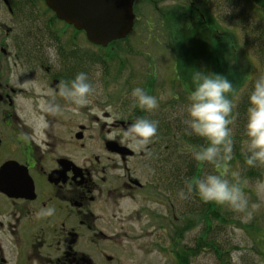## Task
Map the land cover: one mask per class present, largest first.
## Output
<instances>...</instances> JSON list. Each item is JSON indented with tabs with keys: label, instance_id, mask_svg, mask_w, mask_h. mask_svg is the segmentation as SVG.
<instances>
[{
	"label": "flooded vegetation",
	"instance_id": "flooded-vegetation-1",
	"mask_svg": "<svg viewBox=\"0 0 264 264\" xmlns=\"http://www.w3.org/2000/svg\"><path fill=\"white\" fill-rule=\"evenodd\" d=\"M0 2L10 14L28 6H45L43 0ZM249 4L264 11V0H133L131 31L105 47L91 44L77 30L89 47L63 42L61 33H23L16 46L7 30L3 41L9 44L0 49L6 59L0 61V168L7 165L0 175V264H120L121 201L134 200L147 189L150 199L153 194L159 196L167 183L166 173L161 178L156 173L167 171L163 158L153 156L157 143L152 139L144 149L136 150L123 133L137 117L153 120L157 113L162 118L167 114L160 111L164 106L151 112L131 107L130 92L140 87L143 78H137V69L118 54H135L136 46L116 47L113 59L120 61L115 78L110 77L113 69L104 61L108 53L104 50H116L111 44L128 37L138 43L140 33H145L147 41L161 34L163 47L173 59L181 49L178 38L185 39V33H193L196 41H187L192 44L187 47L190 51H201L197 47L200 33L213 48L210 33H217L218 18L245 21L244 7ZM154 42L160 43L157 38ZM12 45L18 52L13 55L16 60L10 61L13 53L8 47ZM93 66L99 73L93 75ZM80 72L87 74L94 90L96 85L114 88V95H102L112 99L108 104L112 113L99 112L92 103L74 112L56 96L64 108L62 114H45L49 127L43 134L34 132L28 126L32 111H39L41 100L50 98L61 81ZM21 131L31 138L21 139ZM167 206L164 217L168 221ZM46 207H54L55 214L38 217Z\"/></svg>",
	"mask_w": 264,
	"mask_h": 264
},
{
	"label": "rangeland",
	"instance_id": "rangeland-1",
	"mask_svg": "<svg viewBox=\"0 0 264 264\" xmlns=\"http://www.w3.org/2000/svg\"><path fill=\"white\" fill-rule=\"evenodd\" d=\"M217 9L219 11V6ZM244 13L246 18L241 22L235 21L236 18L229 20L224 15L218 18L217 33H210L211 39L214 41L213 48L201 47L203 39L208 41L209 38L205 37L204 33H200L201 42L197 47L201 48V51H190L187 47L192 44H187V41H194L191 38L193 33H185V39L178 38L177 45H180L181 49L176 53L175 59L163 47L165 38L161 34H154L160 43L154 42L156 38L153 41H147L145 33H140L136 38L138 43L134 44V41H130L128 37L124 41L111 45H114L115 49L117 46L129 47L130 44L136 46L135 54H129V56L120 52L118 56L123 60L126 57L124 61L130 62L137 69V78H143L140 87L157 97L159 104L157 109L160 110V107L164 106L160 111L167 114V118L185 114V105L183 106L182 101L185 102L188 92L193 87L192 77L196 71L226 75L233 83L235 91L229 94V97L236 108L241 101L247 100L253 80L264 75V33H260V31H264V11L249 4L244 7ZM51 17V13L43 4L37 5L34 9L33 6L24 7L22 11L10 14L6 6L0 2V49L5 47V43L9 44V42L3 41L7 30L8 33H12L13 43L15 41L16 46L23 33H32V35L35 33H61L63 42L67 40V43L73 46L89 47L85 40L76 34L79 32H75L74 28L68 27L60 21H54ZM132 35L135 36V33ZM145 41L148 43L145 44ZM16 46L15 48L14 46L8 47V51L13 53L8 59L10 61L16 60L13 57L14 53L18 52ZM146 46L147 48H145ZM107 51L108 53H106ZM117 51V49L104 50L106 53L104 61L108 62L109 67L113 69L111 78L118 77L114 73L117 67L116 62L120 60L119 58L113 59L117 58L114 55V52ZM100 55L103 56L104 53L100 51ZM5 60V55L0 50V61L4 62ZM144 70L147 73L146 76ZM92 72L94 75L99 73V70L93 66ZM104 93L114 95V88H103L96 85L92 104L99 109V112L112 113L113 110L108 105L112 103V99L107 100V97L102 96ZM90 111L92 110L90 109ZM233 115L235 120L230 127L232 128L234 146L238 145V153L233 151L226 178L233 183H238L244 191L248 197L249 211H252V217L250 220H246L245 213H237L220 205L224 220L218 222L212 219L210 234L207 233L204 240L205 243L211 242L215 246L219 243L221 249L227 252L226 258H223L224 264H264V189L258 187L264 183V165L258 164L252 167L238 158L233 160L236 155L244 158L247 144L244 126L241 128L236 122L235 112ZM242 137L243 141L240 140ZM259 165L260 178L258 176ZM148 195L150 196V191L147 189L146 192L136 195L134 200L121 201V250L118 256L120 264H175L174 248L170 241H179L176 247L182 249L194 246L196 238L201 237L204 233L205 225L200 221L197 225L186 229L181 237L173 239L176 228L184 223L183 212L193 205V201L186 194L184 198L174 195V200L170 196L169 199L165 192L159 196L153 194L151 199ZM252 204H259L260 207L252 210ZM166 206L169 214L168 221L164 217ZM192 219L194 220V218ZM189 264H219V260L215 251L205 247L200 250L197 256L190 259Z\"/></svg>",
	"mask_w": 264,
	"mask_h": 264
},
{
	"label": "clouds",
	"instance_id": "clouds-1",
	"mask_svg": "<svg viewBox=\"0 0 264 264\" xmlns=\"http://www.w3.org/2000/svg\"><path fill=\"white\" fill-rule=\"evenodd\" d=\"M193 87L187 94L185 105L187 129L206 141L205 146L194 150L192 158L199 164H211L216 170L199 178L192 177L186 181L188 194L195 193L204 203H215L226 206L237 213H245L246 220L252 217L249 211L248 197L238 183L227 177L229 162L233 154V137L231 124L235 116V105L229 94L234 93L232 81L223 74L196 71L192 77ZM93 85L84 72L77 73L69 81H61L58 90L50 98L42 99L39 111H32L28 126L43 134L49 127L46 115L57 116L64 108L55 99L62 98L72 111L78 112L92 103ZM132 108H140L151 112L158 108V100L142 87H134L130 92ZM244 134L247 138L245 163L248 166L264 165V75L256 77L252 82L247 98ZM158 122L137 117L123 133L125 140L136 150L144 149L157 133ZM20 138L31 137L21 131ZM259 188L264 189V183ZM179 195L184 198L185 192ZM260 207L252 204L251 209ZM56 212L54 207L41 208L38 217H50Z\"/></svg>",
	"mask_w": 264,
	"mask_h": 264
},
{
	"label": "trees",
	"instance_id": "trees-1",
	"mask_svg": "<svg viewBox=\"0 0 264 264\" xmlns=\"http://www.w3.org/2000/svg\"><path fill=\"white\" fill-rule=\"evenodd\" d=\"M46 9L51 13L52 20L58 21L54 14L47 7ZM203 46H207L209 48L210 44L207 41L206 43H202L201 47ZM181 80L184 82L183 79ZM186 103L187 99L185 100V102L182 101L183 106L186 105ZM247 106V100H243L233 110V114L235 112L237 115L236 122L241 126V128H243L242 126H244L245 123ZM162 116V113H157V116L153 118V120L157 119L158 122L161 123L159 124L158 131L155 137L153 138L155 144L157 143V146H155V148L153 149V156H155L156 158H163L167 165V171L160 173L156 171L155 172L159 174L160 178L161 176H164V173H166L167 183L165 191L163 190V193L165 192L168 198L170 196V198H173L174 200V195H179L180 191L184 190L185 194L191 198V200L193 201L192 204L194 205L189 206V208L185 209V211L183 212L182 218L184 220V223L176 228L177 230L174 233L173 239L181 237L186 229L197 225L198 223H200V221L204 222L205 225V228H203L204 233H202L201 237L196 238L194 246H188L182 248V250L176 247L179 241H170V244L174 248L173 252L175 264H189L190 259L197 256L200 250H203L205 247L215 251V254L218 256L219 264H224L225 260L223 258H226L227 252L221 249L219 243H217V246H215V244H212L211 242L205 243L206 241L204 240V238L207 236V233L210 234V229L212 226L211 220L213 219L218 222H222L224 220L222 208L220 207V205L212 202H202L194 192L188 194L186 188V181L188 179L192 177L199 178L204 174L216 171L213 168V165L207 163L199 164L192 158V152L205 146L206 141H204L203 138L192 134L191 131L187 129V126L184 122L187 118L186 111L185 114L179 116L176 115L175 117L171 116L169 118H162ZM242 139L243 137L240 140L243 141ZM237 149L238 145L234 146L233 140V151H235L236 154L238 153ZM243 157L244 158H241V156L236 155L235 157H233V160H237L238 158L241 161H245V156ZM192 218H194V220Z\"/></svg>",
	"mask_w": 264,
	"mask_h": 264
},
{
	"label": "water",
	"instance_id": "water-1",
	"mask_svg": "<svg viewBox=\"0 0 264 264\" xmlns=\"http://www.w3.org/2000/svg\"><path fill=\"white\" fill-rule=\"evenodd\" d=\"M57 19L83 31L94 45L105 47L125 38L133 25V0H43ZM7 165L0 168V175Z\"/></svg>",
	"mask_w": 264,
	"mask_h": 264
}]
</instances>
